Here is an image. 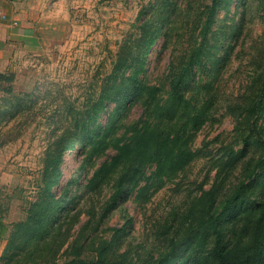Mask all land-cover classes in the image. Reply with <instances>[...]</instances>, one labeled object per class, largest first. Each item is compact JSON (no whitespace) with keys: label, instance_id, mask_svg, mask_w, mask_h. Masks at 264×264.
Returning <instances> with one entry per match:
<instances>
[{"label":"rangeland","instance_id":"374dc122","mask_svg":"<svg viewBox=\"0 0 264 264\" xmlns=\"http://www.w3.org/2000/svg\"><path fill=\"white\" fill-rule=\"evenodd\" d=\"M27 1L19 16L25 27L14 31L10 57L3 64L14 79L0 82V199L13 231L12 247L8 248L9 239L0 241V264H93L101 242L112 238L113 227H125L126 232L114 242L110 258L155 264L174 239L181 251L177 263L214 264L212 234L197 240L201 234L197 231L196 238L189 239L191 228L196 230L194 225L200 221L198 197L214 187L219 210L241 182L250 183L245 205L225 218L227 233L236 231L233 227L244 231V224L253 219L246 211L264 198V117L253 125L246 113L264 79V0H222L203 40L205 56L184 88L188 99L209 109L208 120L191 141L192 159L175 176L150 186L143 196L137 198V190L125 194L104 214L113 181L95 189L87 181L114 149L88 157L89 147L82 152V143L76 144L65 152L63 186H55L62 198L67 192L58 222L61 229L46 240H30L19 248L16 223L26 218L29 202L40 191L47 153L60 133L75 134L71 118L100 93L120 48L134 41L141 22L162 23L141 76L167 87L171 59L177 54L187 59L202 42L203 10L211 3ZM9 86L12 90H5ZM114 106L111 103L109 113H101L99 124L108 123ZM141 112V103L134 101L122 119L137 118ZM236 236L227 234L231 239Z\"/></svg>","mask_w":264,"mask_h":264},{"label":"trees","instance_id":"16d2710c","mask_svg":"<svg viewBox=\"0 0 264 264\" xmlns=\"http://www.w3.org/2000/svg\"><path fill=\"white\" fill-rule=\"evenodd\" d=\"M221 2L211 0L203 10L206 17L200 33L202 42L188 54V58L184 60L182 55L177 54L171 59L167 87L141 76L148 52L160 37L163 24L149 20L140 23L134 41H127L118 51L113 70L100 93L84 109L75 111L70 123L75 134H70L68 130L60 133L55 139L54 149L47 153L40 177V191L36 199L29 202L26 218L16 223L21 244L17 247H23V243L37 238L46 240L53 231L61 229L58 222L67 192L62 198L55 186H63L61 176L65 152L76 144L82 143V152L89 147L88 157L99 155L110 147L114 149L111 157L105 159L87 181L91 189L103 182L113 181L114 190L104 207V214L115 208L125 194L137 190V198L143 196L150 186L164 177L175 176L192 159L191 141L195 132L208 120L209 109L204 103L197 104L186 97L185 82L196 72L205 56L203 40L214 24ZM142 14L143 11L139 16ZM13 79L14 74L0 70V82H11ZM5 90L11 91L12 87ZM134 101L141 103L142 112L137 118L124 121L122 118ZM111 103L115 106L109 114L108 123L99 124L101 113L108 111ZM246 113L253 125L264 117V79ZM120 128L123 131L118 134ZM150 166H154L151 171L148 170ZM249 186L250 183L241 182L219 210L214 187L204 190L198 197L202 206L200 221L194 225L196 230L191 228L189 239L196 238L194 233L197 231L201 233L197 240L206 233L212 234L210 252L214 264H264V198L258 203L253 201L256 205L246 211L253 219L244 224V231L233 227L232 230L236 231L228 232L236 234L235 239L227 237L224 227L227 215L245 205ZM5 210L0 199V241L9 239V248L13 246V231L5 220ZM113 228L112 238L101 242L93 264H128L125 260L109 257L114 242L126 232L125 227ZM170 242L169 249L157 258L155 264H182L176 262L177 253L181 252L179 241L171 239Z\"/></svg>","mask_w":264,"mask_h":264},{"label":"crops","instance_id":"0c3cea01","mask_svg":"<svg viewBox=\"0 0 264 264\" xmlns=\"http://www.w3.org/2000/svg\"><path fill=\"white\" fill-rule=\"evenodd\" d=\"M28 4L27 0H0V70L5 71L4 61L10 57L9 51L14 44L13 33L20 25V15ZM21 5V6H20ZM21 11V12H20ZM24 31V30H23ZM22 34V33H21Z\"/></svg>","mask_w":264,"mask_h":264}]
</instances>
